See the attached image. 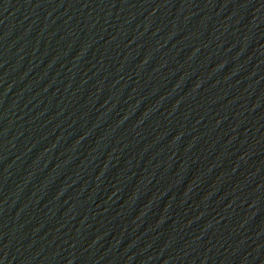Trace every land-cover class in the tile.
Instances as JSON below:
<instances>
[{"label": "water", "instance_id": "obj_1", "mask_svg": "<svg viewBox=\"0 0 264 264\" xmlns=\"http://www.w3.org/2000/svg\"><path fill=\"white\" fill-rule=\"evenodd\" d=\"M0 264H264V0H0Z\"/></svg>", "mask_w": 264, "mask_h": 264}]
</instances>
